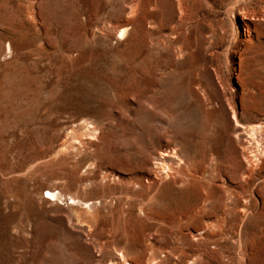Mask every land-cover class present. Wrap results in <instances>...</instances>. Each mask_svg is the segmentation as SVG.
<instances>
[{
  "label": "rangeland",
  "instance_id": "rangeland-1",
  "mask_svg": "<svg viewBox=\"0 0 264 264\" xmlns=\"http://www.w3.org/2000/svg\"><path fill=\"white\" fill-rule=\"evenodd\" d=\"M113 262L264 264V0H0V264Z\"/></svg>",
  "mask_w": 264,
  "mask_h": 264
},
{
  "label": "bare ground",
  "instance_id": "bare-ground-1",
  "mask_svg": "<svg viewBox=\"0 0 264 264\" xmlns=\"http://www.w3.org/2000/svg\"><path fill=\"white\" fill-rule=\"evenodd\" d=\"M118 36L121 37L122 33H119ZM175 92H176V88L175 87H170L168 89L165 88L164 89V96H165V98L169 97L168 96L169 94L173 95V94H175ZM173 102L174 101H168L167 102L168 103L167 104L168 107L166 106L168 108V110H169V111L167 110L168 114L170 115L171 119H173V121L171 122V125H169V126H170L172 131L175 130V134L177 136H180V137L186 139L187 138L186 137L187 134L190 133V131H192L191 128H192L193 123L195 122V120L194 121L192 120L193 117H191V111L188 110V108L186 109V108H183V107H181L179 105H176L177 108L170 109L173 106V104H174ZM179 108L182 109V110L179 111L180 110ZM176 110H178V111H176ZM233 118H235L234 115H233ZM235 121H236V125H238L242 129H246L245 132L248 131V134H249L248 137H250L251 140L255 138V135H256V128L255 127L256 126L259 127V125H257V124L256 125H252V126L251 125H247V124L244 125V124L239 123L237 120H235ZM86 124H87V127H93V125H91V123H86ZM254 141H256V140H254ZM255 143H257V142H255ZM253 152H255V150ZM252 154L255 155L256 153H252ZM171 158H177L175 147L171 148V151H169V152L160 151V157H159V160L156 161V163L160 164L162 169L166 168L168 170L169 161L171 160ZM46 193L49 196H51V197H56V194H57L56 191H46ZM69 202H73V199L71 197H69ZM119 255H120V257H123V254H121L120 252H119ZM110 264H117V263L113 262V263H110Z\"/></svg>",
  "mask_w": 264,
  "mask_h": 264
}]
</instances>
